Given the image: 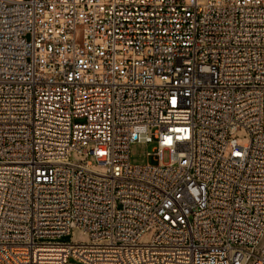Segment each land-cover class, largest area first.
<instances>
[{
  "label": "built area",
  "instance_id": "obj_1",
  "mask_svg": "<svg viewBox=\"0 0 264 264\" xmlns=\"http://www.w3.org/2000/svg\"><path fill=\"white\" fill-rule=\"evenodd\" d=\"M70 258L264 264V0H0V264Z\"/></svg>",
  "mask_w": 264,
  "mask_h": 264
},
{
  "label": "rangeland",
  "instance_id": "obj_2",
  "mask_svg": "<svg viewBox=\"0 0 264 264\" xmlns=\"http://www.w3.org/2000/svg\"><path fill=\"white\" fill-rule=\"evenodd\" d=\"M236 137L238 139L244 140L246 137V134L244 131H240L236 134ZM155 148V143L145 144V143H133L130 146L129 150V157H130V164L133 166H139V165H151L155 166L157 164V161L155 157H153L152 153ZM150 154V155H147ZM72 159L74 161L80 160L81 158L77 157L76 155H72ZM163 160H167V154L164 153ZM153 233L148 232L144 234L141 239L140 243L142 244H148L152 238ZM70 240L75 243H86L89 241V236L84 234L81 230L75 229L72 232V236L70 237ZM63 241H69V237H66L63 239ZM69 264H82L74 259H69Z\"/></svg>",
  "mask_w": 264,
  "mask_h": 264
}]
</instances>
